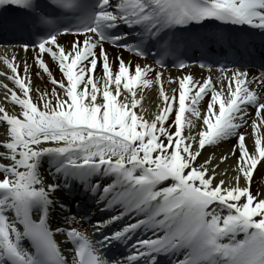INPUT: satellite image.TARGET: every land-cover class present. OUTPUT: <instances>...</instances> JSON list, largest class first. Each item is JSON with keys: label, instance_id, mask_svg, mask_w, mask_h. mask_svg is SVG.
<instances>
[{"label": "snow or ice", "instance_id": "1", "mask_svg": "<svg viewBox=\"0 0 264 264\" xmlns=\"http://www.w3.org/2000/svg\"><path fill=\"white\" fill-rule=\"evenodd\" d=\"M224 33L264 48V0H0V47L32 59L21 76L18 55L0 57L13 85L0 84V264H264V63L249 78L254 50ZM195 49L210 74L165 79ZM33 66L50 91L33 88ZM224 143L219 163L204 157ZM89 201L108 214L92 237L70 226ZM121 245L123 259L108 255Z\"/></svg>", "mask_w": 264, "mask_h": 264}, {"label": "bare ground", "instance_id": "2", "mask_svg": "<svg viewBox=\"0 0 264 264\" xmlns=\"http://www.w3.org/2000/svg\"><path fill=\"white\" fill-rule=\"evenodd\" d=\"M68 39H72V38H68ZM62 42L67 43V40H64ZM108 51H109L110 56L122 54L125 59H132V57H129L127 54L121 53L120 50H115V49H112L109 47ZM14 54L18 55V57H19L18 62L21 65L20 75L23 76V62L25 60H27L28 64L32 65L31 53L29 52L26 54L23 51H21L20 49H15V51L13 49H11L6 54V56L11 58ZM140 62L143 63L144 61L141 60ZM0 71H5V68L0 67ZM36 72H37V69L33 66L31 68V79H32L33 88L34 89L39 88V89L44 90V91H50L52 86L47 82V76L44 75L43 78L37 77L35 75ZM101 74H102V72L99 70L96 73L97 76H99ZM187 74H191L197 80L201 79L202 77L208 76V75L203 74L201 72H185V71L175 72V71H165L164 70L165 79H167V77L169 75L172 76L173 78H175L178 75H187ZM56 75H57V78H59L58 72L56 73ZM0 84H8L9 87H13L12 83L7 81L3 77H0ZM164 87L168 88L167 83H165ZM16 90H17V92L19 91L18 89H16ZM157 97H158L157 92H154L152 90H146L145 100H144L145 108L150 109L151 111H155L156 109H155L154 105L158 102ZM8 103H9V101L6 99V90L4 88L0 87V106H7ZM0 139H2V137H0ZM222 147H224V148L221 149V147H218V148H215L214 150L212 148H209L211 150H208V152L205 151L204 157L213 156V154H214V157H215L214 163H219L218 158L221 155H228L229 154L228 149H229L230 145L224 143V145ZM209 151H212L211 154H209ZM232 165H233V160L231 157H229V159L226 162L219 164L218 171L221 173V176H218L217 179L224 178L226 181L229 180L231 176L224 175V174L225 173L226 174H228V173L232 174V172L230 170V166H232ZM226 168H228V170H226L227 172H223V171H225ZM262 173H264V168H260V166L258 165L257 172L254 173V178H253V184H252L253 191H259L261 188H264V175H262ZM57 221H60V226L64 227L63 217L55 218L53 220V225H55ZM71 227H77L78 230L82 232L81 228L79 226H76V224L71 225Z\"/></svg>", "mask_w": 264, "mask_h": 264}, {"label": "rangeland", "instance_id": "3", "mask_svg": "<svg viewBox=\"0 0 264 264\" xmlns=\"http://www.w3.org/2000/svg\"><path fill=\"white\" fill-rule=\"evenodd\" d=\"M223 145H224V144H221L219 147H221V148L223 149V148H224V147H222ZM208 150H211V149H208ZM208 150H207V152H208ZM211 152H212V151H209V154H211ZM226 170H228V168H226L225 171H223V172H227ZM227 175H228V176H232L231 173H228Z\"/></svg>", "mask_w": 264, "mask_h": 264}]
</instances>
